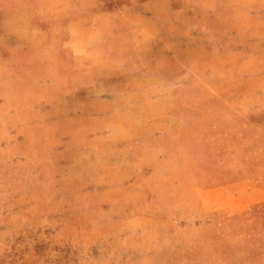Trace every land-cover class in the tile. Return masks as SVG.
Here are the masks:
<instances>
[{
    "label": "rangeland",
    "instance_id": "rangeland-1",
    "mask_svg": "<svg viewBox=\"0 0 264 264\" xmlns=\"http://www.w3.org/2000/svg\"><path fill=\"white\" fill-rule=\"evenodd\" d=\"M23 1L35 2V22L49 36L42 48L0 49L12 67L0 59V77L15 80L0 86V264L174 263L166 254L180 247L157 241L145 199L225 203L220 189L199 191L185 125L222 128L258 181L246 209L236 214L235 203L226 222L215 214L228 238L197 245L178 264L264 257V0H170L179 27L145 74L148 85L126 74L135 69L126 38L73 53L62 44L76 9L67 0L63 10L62 0ZM144 1L112 0V10ZM143 93L147 100L136 98ZM201 143L193 155L205 162L213 149Z\"/></svg>",
    "mask_w": 264,
    "mask_h": 264
},
{
    "label": "crops",
    "instance_id": "crops-1",
    "mask_svg": "<svg viewBox=\"0 0 264 264\" xmlns=\"http://www.w3.org/2000/svg\"><path fill=\"white\" fill-rule=\"evenodd\" d=\"M34 3L23 0H0V49L16 53L23 52L33 45L35 49H38L46 44L49 32L35 22L37 16ZM62 3L63 10L65 0H62ZM67 3L72 10L76 9L78 15L65 24L67 41L70 44L64 40L62 47H70L68 49L73 53H81L87 51L89 47H98L99 44H96L98 41H103L105 44L109 38L107 36L118 35L126 38L130 43L127 45L135 55L134 62H131L135 69H130L126 74H134L136 84L150 83L147 82L145 74L168 54L169 31L178 26L170 0H147L137 5L123 6L117 10H112L114 6L112 0H67ZM87 4L93 5V11H82L85 9L83 6ZM82 38L84 40L88 38V46L86 45L88 43L78 42V39ZM0 59L3 70L12 68L6 64L5 60H2L1 56ZM2 75L0 86L15 81L12 77L9 79L5 78V74ZM91 81L93 85L100 83L96 79ZM129 83L133 84V82ZM144 95L148 96L143 93L136 98L141 101L147 100ZM96 115L95 111L92 116L96 117ZM181 132L188 168L200 184L199 191L206 188V190L211 189L213 195H219L221 190V198L225 203L221 206L222 210H217L218 208L214 206L218 198L214 197L210 200L199 195L189 197L183 202L164 200L153 203L145 199L147 211H144L143 219L150 225L149 230L156 235L157 241L172 245L173 248L183 247L182 253L180 249H177V252L172 251L166 254L167 261L174 260L172 264H178V261L183 260L181 258H185L187 252L196 250L197 245L224 242L228 238V232L222 224H219L220 222L216 221L215 214H225L222 218L226 222L229 221V215L232 212L231 206L235 203H238L236 214L246 209L253 197L252 185L258 181L255 175L249 174L248 162L239 155L236 147H233L231 137L222 128L195 131L192 126L185 125ZM201 139H206L213 149V155L205 162H201V159H196L193 155L195 146L202 144ZM197 231L200 232L197 233ZM257 259L264 261V257H252L248 260L252 263L248 264H258L255 261L261 260Z\"/></svg>",
    "mask_w": 264,
    "mask_h": 264
}]
</instances>
